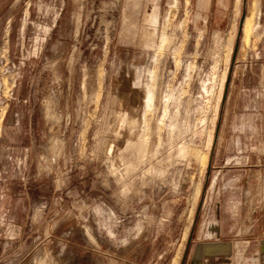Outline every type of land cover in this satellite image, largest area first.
<instances>
[{
    "label": "rangeland",
    "instance_id": "rangeland-1",
    "mask_svg": "<svg viewBox=\"0 0 264 264\" xmlns=\"http://www.w3.org/2000/svg\"><path fill=\"white\" fill-rule=\"evenodd\" d=\"M251 1L0 0V264H264Z\"/></svg>",
    "mask_w": 264,
    "mask_h": 264
},
{
    "label": "crops",
    "instance_id": "crops-1",
    "mask_svg": "<svg viewBox=\"0 0 264 264\" xmlns=\"http://www.w3.org/2000/svg\"><path fill=\"white\" fill-rule=\"evenodd\" d=\"M248 6L249 12H247L245 20L247 19L249 21V18H251V20L254 21V25L251 29L257 31L256 34L259 37L257 43L252 44L251 46L256 50L258 49L259 52H262V54H264V0H252ZM261 67V69L264 70V62L262 63ZM262 236H264V227ZM259 243L260 249H258L257 252L260 254L261 259L264 261V239H261ZM220 245H222L220 242L218 243L212 240L202 243L195 242L188 256L189 264H206L207 262H209L210 258L214 259V256L212 255L214 253L210 251L211 246H213L212 248L217 249L218 247L220 248Z\"/></svg>",
    "mask_w": 264,
    "mask_h": 264
},
{
    "label": "bare ground",
    "instance_id": "bare-ground-1",
    "mask_svg": "<svg viewBox=\"0 0 264 264\" xmlns=\"http://www.w3.org/2000/svg\"><path fill=\"white\" fill-rule=\"evenodd\" d=\"M241 0H238V3H240ZM249 21H252L251 18H249ZM243 25H244V34H246V36H249L248 33H250V29L252 28L251 22H249L247 19L245 20V18H243Z\"/></svg>",
    "mask_w": 264,
    "mask_h": 264
},
{
    "label": "water",
    "instance_id": "water-1",
    "mask_svg": "<svg viewBox=\"0 0 264 264\" xmlns=\"http://www.w3.org/2000/svg\"><path fill=\"white\" fill-rule=\"evenodd\" d=\"M243 18H244V17L242 16V19H241L242 22H241V25H240L239 29H241V28L243 27V21H244Z\"/></svg>",
    "mask_w": 264,
    "mask_h": 264
}]
</instances>
